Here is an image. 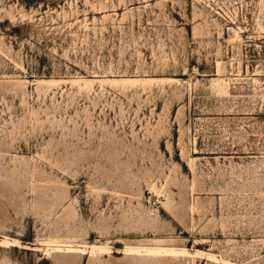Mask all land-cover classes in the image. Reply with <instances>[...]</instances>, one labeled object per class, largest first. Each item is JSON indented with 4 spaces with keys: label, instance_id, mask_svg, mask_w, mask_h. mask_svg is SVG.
Masks as SVG:
<instances>
[{
    "label": "rangeland",
    "instance_id": "1",
    "mask_svg": "<svg viewBox=\"0 0 264 264\" xmlns=\"http://www.w3.org/2000/svg\"><path fill=\"white\" fill-rule=\"evenodd\" d=\"M0 264H264V0H0Z\"/></svg>",
    "mask_w": 264,
    "mask_h": 264
},
{
    "label": "bare ground",
    "instance_id": "2",
    "mask_svg": "<svg viewBox=\"0 0 264 264\" xmlns=\"http://www.w3.org/2000/svg\"><path fill=\"white\" fill-rule=\"evenodd\" d=\"M113 82H115L116 80H112ZM141 82L139 79H128V80H124L125 83L127 82H133V83H137V82ZM144 81H149V80H144ZM2 245L6 248H13V247H23L21 246V244L19 242H15V241H11V240H3L2 241ZM45 254L46 255H50L52 252H65V253H81L84 255H91L94 256L98 253H107V250L105 249H101V248H97L94 247L92 249L89 250H85V249H75V248H71V249H66L63 250V248L61 247H51V248H46L44 249ZM126 254L128 255H139V254H149V255H154V254H161V255H166V256H189L191 255V253L189 251H184V250H155V249H145V250H140V249H128L125 250ZM197 255L203 256V254L197 252ZM195 254V255H196Z\"/></svg>",
    "mask_w": 264,
    "mask_h": 264
},
{
    "label": "built area",
    "instance_id": "3",
    "mask_svg": "<svg viewBox=\"0 0 264 264\" xmlns=\"http://www.w3.org/2000/svg\"><path fill=\"white\" fill-rule=\"evenodd\" d=\"M158 204H159V200H158V198H154V199H151V200L149 201V205H150L151 207H157Z\"/></svg>",
    "mask_w": 264,
    "mask_h": 264
}]
</instances>
